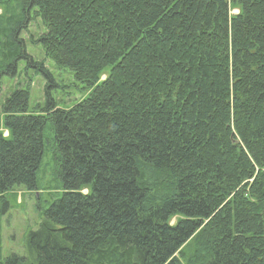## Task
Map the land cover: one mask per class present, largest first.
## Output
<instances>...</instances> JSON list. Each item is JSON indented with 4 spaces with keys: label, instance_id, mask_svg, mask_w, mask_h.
Returning a JSON list of instances; mask_svg holds the SVG:
<instances>
[{
    "label": "trees",
    "instance_id": "16d2710c",
    "mask_svg": "<svg viewBox=\"0 0 264 264\" xmlns=\"http://www.w3.org/2000/svg\"><path fill=\"white\" fill-rule=\"evenodd\" d=\"M0 10V86L22 61L45 81L35 113L29 89L1 105L0 264H264V0ZM36 20L46 33L24 40ZM26 43L87 96L58 108L59 85ZM48 154L62 195L39 209L24 255L4 259L6 195L40 190Z\"/></svg>",
    "mask_w": 264,
    "mask_h": 264
},
{
    "label": "rangeland",
    "instance_id": "374dc122",
    "mask_svg": "<svg viewBox=\"0 0 264 264\" xmlns=\"http://www.w3.org/2000/svg\"><path fill=\"white\" fill-rule=\"evenodd\" d=\"M4 10H0V14ZM240 8L231 6V15H237ZM46 33L41 20H36L32 27L24 34V40L30 41L38 37V34ZM35 35V36H33ZM27 52L35 61L43 62L45 67L53 74L59 87L53 90V97L58 103V108L69 109L75 104L81 102L87 96V90L84 85L76 82L74 74L68 70H62L46 58L43 49L40 46H32L26 43ZM26 64L22 61L18 66V75L16 78L4 77L0 86V121L2 120L1 105L3 101L15 89L30 90V111L35 113L37 106H42L45 102L44 89L45 81L41 76L34 75L33 71L25 69ZM110 73L105 71L102 80L109 78ZM39 110L37 111V113ZM4 136H8V132L4 129ZM49 156V157H48ZM55 164L50 154L46 155L43 160L41 170L38 177V191L30 192L24 187L14 188L7 193L6 197L9 201L10 210L2 218V256L4 259L12 254L24 255L25 241L31 231H36L41 222L40 210L48 208L46 201L51 204L53 201L61 197L62 191L57 188L59 179L54 174ZM59 170V169H58ZM87 193V190L84 191ZM175 220H173L174 224Z\"/></svg>",
    "mask_w": 264,
    "mask_h": 264
}]
</instances>
